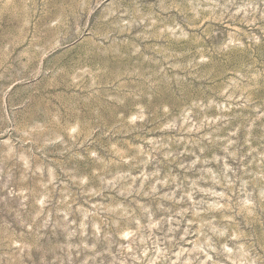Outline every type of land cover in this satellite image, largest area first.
Wrapping results in <instances>:
<instances>
[{"label": "rangeland", "instance_id": "obj_1", "mask_svg": "<svg viewBox=\"0 0 264 264\" xmlns=\"http://www.w3.org/2000/svg\"><path fill=\"white\" fill-rule=\"evenodd\" d=\"M0 264H264V0H0Z\"/></svg>", "mask_w": 264, "mask_h": 264}]
</instances>
